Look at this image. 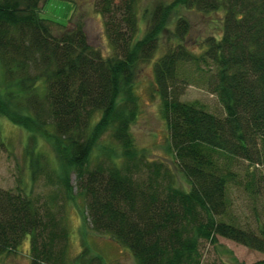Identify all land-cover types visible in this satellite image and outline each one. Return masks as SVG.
Wrapping results in <instances>:
<instances>
[{
    "label": "trees",
    "instance_id": "1",
    "mask_svg": "<svg viewBox=\"0 0 264 264\" xmlns=\"http://www.w3.org/2000/svg\"><path fill=\"white\" fill-rule=\"evenodd\" d=\"M45 1L0 0V116L32 134L31 185L0 186V264L27 238L31 264H107L98 253L69 255L66 219L78 198L90 229L135 264H201L203 243L218 237L264 254V219L232 215L236 190L264 202V0H97L110 54L88 41L82 15L70 26L40 17ZM179 9L218 13L220 35L195 53ZM149 63L184 185L132 133L135 80ZM194 73L223 115L181 99ZM40 180L49 191L35 195Z\"/></svg>",
    "mask_w": 264,
    "mask_h": 264
},
{
    "label": "rangeland",
    "instance_id": "2",
    "mask_svg": "<svg viewBox=\"0 0 264 264\" xmlns=\"http://www.w3.org/2000/svg\"><path fill=\"white\" fill-rule=\"evenodd\" d=\"M97 0H46L40 7V17L61 25L70 26L72 13L82 15L84 29L88 41L101 49L105 54L111 53L108 37L105 33L104 18L96 9ZM154 0H142L143 7L150 6ZM190 22V30L186 38L187 46L198 53L197 47L209 35L219 36L221 20L218 13H203L196 10L177 11ZM58 32L55 29V33ZM200 74L194 73L193 83L186 86L181 95L184 101L198 100L214 113L223 115L224 111L217 96L211 93L200 81ZM135 89L139 95L140 113L132 126V133L139 147L145 148L149 156L167 162L178 176L180 185H184V177L177 171L172 155L167 151L169 132L166 120L162 117L159 97L155 93L154 72L152 63L142 65L135 80ZM31 132L0 116V186L16 189L20 184L29 188L30 166L25 155ZM35 147L53 157L52 146L39 134H35ZM71 183L75 179L71 177ZM49 189L38 181L34 185V193L43 194ZM232 215L242 222L249 221L256 226L257 219H264V202L254 200L245 191L236 190L232 196ZM77 201V202H76ZM70 204L67 224L70 231L69 255H78L81 251L88 254H100L107 264H135L129 250L117 244L108 235L97 234L87 225L82 202L78 198ZM29 238H27L15 254L5 257L6 264H31L29 256ZM201 264H252L264 259V254L250 249L232 240L218 237V243H203L201 247Z\"/></svg>",
    "mask_w": 264,
    "mask_h": 264
}]
</instances>
